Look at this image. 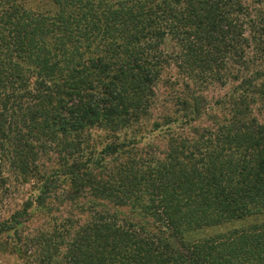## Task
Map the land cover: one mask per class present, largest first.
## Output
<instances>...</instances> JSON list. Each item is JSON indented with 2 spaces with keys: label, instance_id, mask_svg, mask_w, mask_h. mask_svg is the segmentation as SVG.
Returning a JSON list of instances; mask_svg holds the SVG:
<instances>
[{
  "label": "trees",
  "instance_id": "16d2710c",
  "mask_svg": "<svg viewBox=\"0 0 264 264\" xmlns=\"http://www.w3.org/2000/svg\"><path fill=\"white\" fill-rule=\"evenodd\" d=\"M24 1L0 0V191L30 183L1 245L20 264H264V0Z\"/></svg>",
  "mask_w": 264,
  "mask_h": 264
},
{
  "label": "rangeland",
  "instance_id": "374dc122",
  "mask_svg": "<svg viewBox=\"0 0 264 264\" xmlns=\"http://www.w3.org/2000/svg\"><path fill=\"white\" fill-rule=\"evenodd\" d=\"M23 5L26 8L35 10V11H39V12H49V13H53L56 9V7L49 1V0H25L23 2ZM165 43L167 45V43L169 44V40L166 39ZM211 87H209L205 92H203V94H206L207 96H211V95H216V94H221L222 91L224 90L222 87H220V89H210ZM156 92L157 94L160 96L162 95L164 92H161L160 86L157 85L156 86ZM90 139L92 138L93 140L99 141L100 140V134L98 132H91L90 134ZM6 176V175H4ZM9 176V174L7 175ZM6 176V177H7ZM12 178L8 179V183L9 188L8 190H1L0 191V222H2L4 219H6L8 217V215H10L12 213V210H16L18 209L19 205L21 204V202H23V200L29 195V187L28 185H30V183H24L21 182L18 178V182L15 184H11L12 183ZM54 209H57V206H53L52 207ZM58 213L56 212L55 216ZM258 219H246L244 221H235V222H231L229 224H223V225H218L215 227H205V228H201V229H196V230H192V231H188L184 234V237L186 240L188 241H193L195 239H199L202 237H209L214 235V233H218V232H222L225 231L227 229L233 228V227H242L244 225H247L249 222L251 223L252 221H257ZM42 219H38L35 218L34 222L37 223V225L42 224ZM33 229V227H30V225H28L27 229L25 227V229H22V234L21 237L22 238H29L27 236L33 234V232H31V230ZM30 233V234H29ZM6 234V233H4ZM4 240V236H1L0 238V264H20L19 260L16 259V257L11 253L8 252V249L4 248L3 245H1V242ZM30 249L29 250H36V247L34 246V244H30Z\"/></svg>",
  "mask_w": 264,
  "mask_h": 264
}]
</instances>
